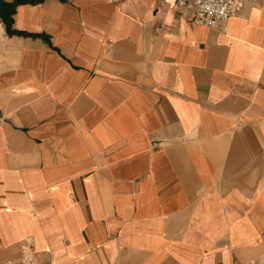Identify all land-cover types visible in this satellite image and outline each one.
Listing matches in <instances>:
<instances>
[{
  "label": "crops",
  "instance_id": "crops-1",
  "mask_svg": "<svg viewBox=\"0 0 264 264\" xmlns=\"http://www.w3.org/2000/svg\"><path fill=\"white\" fill-rule=\"evenodd\" d=\"M175 1L0 0V264H264V0Z\"/></svg>",
  "mask_w": 264,
  "mask_h": 264
},
{
  "label": "built area",
  "instance_id": "built-area-1",
  "mask_svg": "<svg viewBox=\"0 0 264 264\" xmlns=\"http://www.w3.org/2000/svg\"><path fill=\"white\" fill-rule=\"evenodd\" d=\"M249 1L176 0L172 6H167V9L173 14L187 16L191 22L197 25L207 26L224 32L228 21L240 16ZM163 17L164 15L161 14L159 19L162 20ZM20 264H39L36 260V252L30 238H26L20 244Z\"/></svg>",
  "mask_w": 264,
  "mask_h": 264
}]
</instances>
